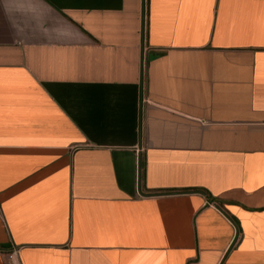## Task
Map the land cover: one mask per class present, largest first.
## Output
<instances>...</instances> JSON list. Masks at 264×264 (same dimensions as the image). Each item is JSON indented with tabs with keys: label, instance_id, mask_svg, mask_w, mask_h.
<instances>
[{
	"label": "crops",
	"instance_id": "1",
	"mask_svg": "<svg viewBox=\"0 0 264 264\" xmlns=\"http://www.w3.org/2000/svg\"><path fill=\"white\" fill-rule=\"evenodd\" d=\"M0 264H264V0H0Z\"/></svg>",
	"mask_w": 264,
	"mask_h": 264
}]
</instances>
